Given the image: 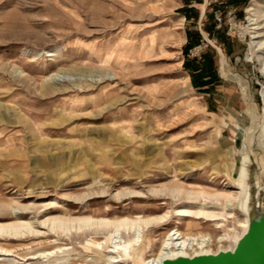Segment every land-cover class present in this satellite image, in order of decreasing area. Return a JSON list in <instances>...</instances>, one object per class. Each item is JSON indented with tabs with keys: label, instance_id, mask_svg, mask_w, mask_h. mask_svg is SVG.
Masks as SVG:
<instances>
[{
	"label": "rangeland",
	"instance_id": "rangeland-1",
	"mask_svg": "<svg viewBox=\"0 0 264 264\" xmlns=\"http://www.w3.org/2000/svg\"><path fill=\"white\" fill-rule=\"evenodd\" d=\"M252 2L0 0V226L30 222L39 231L0 235V264H105L108 244L104 257L85 245L104 242L105 232L66 237L42 226L65 216L168 213L140 233L144 258L171 230L207 235L212 252L230 246L216 242L224 233L242 234L238 205L205 196L236 193L230 152L241 146L234 127L246 112L253 136L264 128V46L248 18ZM249 153L252 187L264 156L257 146ZM176 186L200 195L194 207L226 218L179 219L185 201L150 194ZM104 187L103 197L74 203ZM124 190L144 196L114 198Z\"/></svg>",
	"mask_w": 264,
	"mask_h": 264
},
{
	"label": "bare ground",
	"instance_id": "bare-ground-1",
	"mask_svg": "<svg viewBox=\"0 0 264 264\" xmlns=\"http://www.w3.org/2000/svg\"><path fill=\"white\" fill-rule=\"evenodd\" d=\"M247 14L249 19H253L252 21H255L254 25H257V27L254 28V30H256L254 34H257L255 39L261 37V40L257 45L264 46V39H262L264 37V33L260 32V30L264 29L263 25L262 27H260L261 21H263L264 19V0H253L252 6L247 10ZM249 111L246 112V118H243L242 121L237 125V127L233 126L234 128H236L234 129L236 139H238L239 141L241 140V146H238L236 150L230 152L234 156V158H236L235 162H233L232 165V174L229 176L230 179H232L233 188L235 189L236 193L228 195H216L212 197L205 196L206 200L212 198L216 202H218L219 199H223L226 201V205L228 203H234L236 204V206L238 205V211L241 213L240 216L243 219V224L239 227L243 229L242 234L236 237H232L229 234L224 233V239L218 238V241H216L217 243H222L225 240H229L230 246L226 249H223L224 251L233 250L237 241L246 232L248 227V216L250 211L249 204L251 202L247 185V180L249 178L247 167L251 159V153H249V149L252 148V146H257L264 156V128H261L259 130L257 136L252 135L253 132L251 131V129L255 122L251 120V117L253 115H251ZM247 120H249L250 127L248 128L247 133L245 132L244 134L243 129L245 121ZM257 165L258 172L254 176V181L258 186L257 190L259 191L261 188L259 186L261 185L260 179L264 177V159L258 162ZM98 191L99 192H91L83 198H75L74 203L89 200L90 198H92V196L97 195L98 198H100L107 193L105 187L99 189ZM150 194H152V196L163 195L174 199L177 198V201H185L184 205H188V207L183 206L176 211V217H178L179 219L201 220L204 223L213 224L219 221H223L227 216L226 213L211 211L202 206L194 207L193 205H195L199 200L200 195L197 193L186 191L180 186L161 190H150ZM141 195L144 196V194L140 192L124 190L116 193L114 198H140ZM13 215L17 216L16 213ZM65 217L49 219L42 223V226L46 227L47 232H50L54 235H65L66 237L72 235H76L78 237L81 235H88L89 233L95 234L98 231L105 232L106 238L104 242L91 240L85 243V245L87 244V249L91 248L94 254L102 257H104L102 255V249L104 248L103 246L107 244L109 245L110 249H108L107 251L108 255L105 264H159L165 259H173L175 257H193L196 255L216 253L212 252V250L210 249V243L212 241L211 238L207 235H193L179 232L178 230H171L167 234H165L163 241L161 242L158 254L154 258H149V256L147 258H144L142 254L143 250L148 249V242L145 236L138 239L140 233H143V230L145 232V229L150 230L154 226L165 223L166 220L170 217L168 213L163 216L153 218H144L137 216L132 219L120 218L116 220L107 218L94 219L91 217ZM188 226L189 225H187V227ZM38 233L39 231L35 229L34 224L30 222H19L15 224H8L6 226H0V235L7 238L9 241H15L17 238L25 234ZM0 252L7 251L4 249H0Z\"/></svg>",
	"mask_w": 264,
	"mask_h": 264
},
{
	"label": "water",
	"instance_id": "water-1",
	"mask_svg": "<svg viewBox=\"0 0 264 264\" xmlns=\"http://www.w3.org/2000/svg\"><path fill=\"white\" fill-rule=\"evenodd\" d=\"M254 183L248 187L250 196L248 227L233 250L193 257L165 259L159 264H264V188Z\"/></svg>",
	"mask_w": 264,
	"mask_h": 264
}]
</instances>
